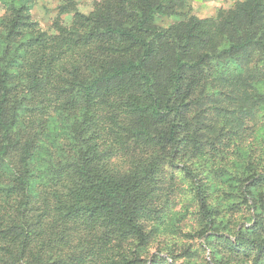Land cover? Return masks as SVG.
I'll use <instances>...</instances> for the list:
<instances>
[{
    "label": "trees",
    "instance_id": "16d2710c",
    "mask_svg": "<svg viewBox=\"0 0 264 264\" xmlns=\"http://www.w3.org/2000/svg\"><path fill=\"white\" fill-rule=\"evenodd\" d=\"M0 1V264H264V0Z\"/></svg>",
    "mask_w": 264,
    "mask_h": 264
},
{
    "label": "rangeland",
    "instance_id": "374dc122",
    "mask_svg": "<svg viewBox=\"0 0 264 264\" xmlns=\"http://www.w3.org/2000/svg\"><path fill=\"white\" fill-rule=\"evenodd\" d=\"M71 1L72 4L69 6L70 11L67 13L59 14L60 5L65 2ZM98 0H29L30 18L37 21L40 28L47 32H55L54 23H62L64 25H69L75 20V11L87 14L91 12L94 8L95 3ZM239 0H191L189 1L187 8L189 12L197 17H213L220 10H227L234 6V4ZM75 9V10H74ZM3 13V5L0 1V15ZM174 20V17H159L157 23L161 25H168ZM176 219V217L174 218ZM170 223L169 220H167ZM243 224V223H242ZM242 224H238L236 229H240ZM249 222L244 225L249 226ZM171 225V223H170ZM169 226V225H168ZM182 230L188 234L186 238L183 235H179L177 238L181 240L176 242L174 245L175 249H188V250H178L177 258L183 264L184 261L188 259L193 261L195 256V248L199 245L201 239L192 238L194 235V229L196 228V222L191 216H188L182 224ZM222 227L218 226L215 231H221ZM165 233L158 234L155 236L150 245L149 250L154 251L155 249H162L166 244H171V239L174 237L172 230H164ZM200 255V254H199ZM205 258L209 260V251L206 250ZM170 260V259H169ZM212 264V263H211Z\"/></svg>",
    "mask_w": 264,
    "mask_h": 264
}]
</instances>
